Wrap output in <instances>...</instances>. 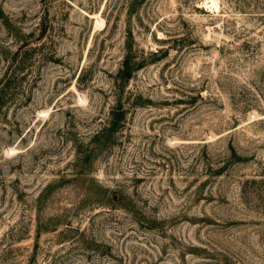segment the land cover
<instances>
[{"label": "rangeland", "instance_id": "374dc122", "mask_svg": "<svg viewBox=\"0 0 264 264\" xmlns=\"http://www.w3.org/2000/svg\"><path fill=\"white\" fill-rule=\"evenodd\" d=\"M0 264H264V0H0Z\"/></svg>", "mask_w": 264, "mask_h": 264}]
</instances>
